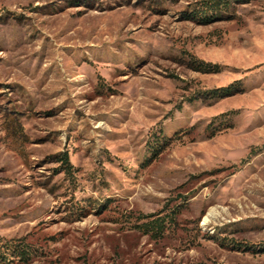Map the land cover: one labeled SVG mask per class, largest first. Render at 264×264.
<instances>
[{
	"label": "rangeland",
	"instance_id": "obj_1",
	"mask_svg": "<svg viewBox=\"0 0 264 264\" xmlns=\"http://www.w3.org/2000/svg\"><path fill=\"white\" fill-rule=\"evenodd\" d=\"M200 2L0 0V264H264V0Z\"/></svg>",
	"mask_w": 264,
	"mask_h": 264
},
{
	"label": "trees",
	"instance_id": "obj_2",
	"mask_svg": "<svg viewBox=\"0 0 264 264\" xmlns=\"http://www.w3.org/2000/svg\"><path fill=\"white\" fill-rule=\"evenodd\" d=\"M251 0H201L193 11L191 12V19H194L200 23H210L212 21L222 20L225 17H229L237 5H244ZM192 67L195 71L203 74H219L221 67L219 65L206 63L202 61L193 60ZM240 91L236 89L234 85L225 88H219L204 95L207 97L223 98L238 94ZM226 117L222 115L215 118L221 119ZM60 162L63 164V170L68 176H73L75 168L71 162L70 155L68 152L63 153L59 157ZM177 213L173 211L172 214L161 216V215H148L142 216V222L139 225V230L145 235L151 236L153 239H160L169 226L176 223ZM27 246L24 240H11L6 243H0V258L2 257H15L21 261H27L29 253L27 252ZM5 262V261H4Z\"/></svg>",
	"mask_w": 264,
	"mask_h": 264
}]
</instances>
